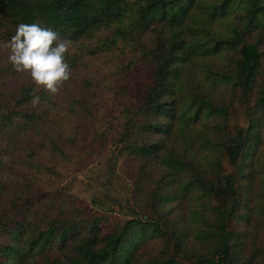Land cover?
<instances>
[{"label":"trees","instance_id":"16d2710c","mask_svg":"<svg viewBox=\"0 0 264 264\" xmlns=\"http://www.w3.org/2000/svg\"><path fill=\"white\" fill-rule=\"evenodd\" d=\"M21 23L71 78L0 47V264H264V0H0Z\"/></svg>","mask_w":264,"mask_h":264},{"label":"clouds","instance_id":"9594fccd","mask_svg":"<svg viewBox=\"0 0 264 264\" xmlns=\"http://www.w3.org/2000/svg\"><path fill=\"white\" fill-rule=\"evenodd\" d=\"M73 42L62 38L40 23H21L9 41L0 45L8 50V62L17 73L27 74L37 91L56 94L71 78V66L66 61ZM40 97L31 103L37 106Z\"/></svg>","mask_w":264,"mask_h":264}]
</instances>
